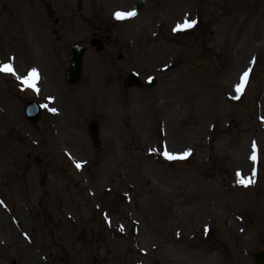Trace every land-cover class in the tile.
<instances>
[{"label":"rangeland","instance_id":"obj_1","mask_svg":"<svg viewBox=\"0 0 264 264\" xmlns=\"http://www.w3.org/2000/svg\"><path fill=\"white\" fill-rule=\"evenodd\" d=\"M76 2L0 0V67L12 68L0 70V264H190L194 252L254 264L264 251V0ZM186 20L196 23L174 30ZM76 44L82 77L68 87ZM132 71L155 88L124 89ZM29 101L41 110L35 126Z\"/></svg>","mask_w":264,"mask_h":264},{"label":"water","instance_id":"obj_2","mask_svg":"<svg viewBox=\"0 0 264 264\" xmlns=\"http://www.w3.org/2000/svg\"><path fill=\"white\" fill-rule=\"evenodd\" d=\"M138 6H142V0H138ZM92 46H95L97 50H101L102 46L98 44V42L92 41ZM84 53V48L82 47H73L71 49V53L67 59L66 65V76L65 80L69 86H74L78 84L81 76V62H82V55ZM124 85L126 87L129 86H138L140 87L142 84L138 81V79L133 75L130 74L127 76ZM29 109H25V115L27 119L32 123L35 124L40 116V112L36 104L29 103ZM88 132L94 142V146H99V139H98V127L95 122H92L88 126ZM255 262L256 264H264V254L262 252L255 255Z\"/></svg>","mask_w":264,"mask_h":264},{"label":"bare ground","instance_id":"obj_3","mask_svg":"<svg viewBox=\"0 0 264 264\" xmlns=\"http://www.w3.org/2000/svg\"><path fill=\"white\" fill-rule=\"evenodd\" d=\"M188 3L186 4L185 10L183 11H187L188 10ZM16 29V28H15ZM17 66V70L20 71L19 69V66L18 64L16 63L15 64ZM245 73V70L242 71V75ZM241 80V76H238L237 77V82H240ZM40 91L39 93L41 92H45V85L44 84H40V87H39ZM62 101H60L59 99L55 100L53 102V107L54 108H48V113H49V116L51 117H55L57 111L61 110V108L63 107L62 105ZM51 109H56V111H51ZM264 111V109H263ZM61 137H64V133H65V130L63 129V132H57ZM248 165H249V162H248V156L245 155L243 158H241V161H240V170H242L243 173H247L249 171V168H248ZM248 231V230H247ZM262 234V232L260 233ZM188 255V254H187ZM190 257L192 258L193 262L190 263V264H223V258H218V257H212V256H206L202 253H198V252H194L192 255H190Z\"/></svg>","mask_w":264,"mask_h":264},{"label":"snow or ice","instance_id":"obj_4","mask_svg":"<svg viewBox=\"0 0 264 264\" xmlns=\"http://www.w3.org/2000/svg\"><path fill=\"white\" fill-rule=\"evenodd\" d=\"M135 13L134 12H127V13H124V12H116L115 15L117 18H124L126 16H132L134 15ZM196 21L195 20H191V21H188L186 20L183 24H178L177 25V28L174 29V30H178V29H184V28H191L195 25ZM0 70H3V71H9L11 72L12 71V68H11V65H3L2 67H0ZM248 75L247 72L244 73V77L246 78ZM35 79H36V71L35 69L32 70L31 73H29V75L27 77L24 78V82L27 83L30 87H34L35 86ZM240 85L237 86V91L240 90ZM51 111H56V109H51ZM165 155L168 157V158H173L172 155L170 153H165ZM185 155H187V153H185ZM254 158V157H253ZM81 165L79 163H77V167H80ZM241 183H244L243 180H241ZM248 183H251V181H248Z\"/></svg>","mask_w":264,"mask_h":264}]
</instances>
